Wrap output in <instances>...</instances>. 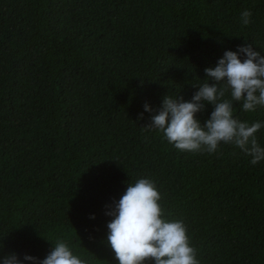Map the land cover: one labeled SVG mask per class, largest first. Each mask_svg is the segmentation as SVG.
I'll return each instance as SVG.
<instances>
[{
    "label": "trees",
    "instance_id": "16d2710c",
    "mask_svg": "<svg viewBox=\"0 0 264 264\" xmlns=\"http://www.w3.org/2000/svg\"><path fill=\"white\" fill-rule=\"evenodd\" d=\"M246 44L264 56V0H0V264L42 260L60 240L87 264H118L106 206L144 177L200 264H264V161L234 145L181 152L144 128ZM234 107L264 122V107Z\"/></svg>",
    "mask_w": 264,
    "mask_h": 264
},
{
    "label": "clouds",
    "instance_id": "9594fccd",
    "mask_svg": "<svg viewBox=\"0 0 264 264\" xmlns=\"http://www.w3.org/2000/svg\"><path fill=\"white\" fill-rule=\"evenodd\" d=\"M252 12H241L242 26L250 25ZM202 84L190 101L183 97H164L158 114L144 128L159 130L163 138L181 152L217 153L221 145H234L251 157L256 165L264 161V147L256 133L264 122L249 124L234 118V102L244 112L264 107V56L251 44L237 46L236 51H225L215 67L205 70ZM211 81V83H210ZM211 105L210 117L201 123L197 114ZM145 111H151L148 104ZM162 194L155 180L139 178L129 183L118 202L106 206L107 242L115 253L118 264H200L197 249L192 245L183 220L168 218L162 205ZM91 218H95L94 216ZM87 264L63 240L58 241L46 258L16 254L3 257V264Z\"/></svg>",
    "mask_w": 264,
    "mask_h": 264
}]
</instances>
